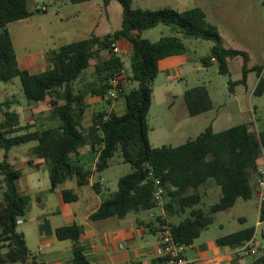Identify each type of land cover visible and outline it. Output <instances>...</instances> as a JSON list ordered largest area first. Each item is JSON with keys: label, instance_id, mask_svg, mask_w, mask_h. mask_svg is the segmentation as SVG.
Segmentation results:
<instances>
[{"label": "trees", "instance_id": "trees-1", "mask_svg": "<svg viewBox=\"0 0 264 264\" xmlns=\"http://www.w3.org/2000/svg\"><path fill=\"white\" fill-rule=\"evenodd\" d=\"M68 1L79 4L93 0ZM112 1L104 0V3L108 6ZM116 1L122 6L120 29L103 37L92 35L66 44L51 52L44 70L33 72L20 67L8 30L9 24L34 15V11L28 8L30 0H0V82L9 83L19 78L28 103H44L49 118L57 123L30 131V126L22 124L21 114L12 108L11 101H0V152L4 155L0 161V186H3L0 264H43L32 257L24 234L18 230V221L29 211L31 197L20 191L18 182L23 173L9 161L13 148L31 142L35 145L29 156L43 160L52 192L70 181H76L78 187L89 185L92 175L110 168L111 160L121 152L131 171L119 179L117 191L103 200L90 219H124L132 213L156 210L160 205L154 200V193L159 187L165 197V216L158 215L156 220L170 227L174 240L187 247L213 224L217 213L234 207L239 199L257 198L252 177L258 171L264 133L258 137L253 122L221 132H214L209 126L195 139L180 146H152L148 114L154 96L153 83L160 74V62L185 54L187 47L177 35L153 42L144 38L143 33L165 25L184 38L211 41L210 54L202 58V64L208 67L215 60L221 74L229 73L231 59L242 56L243 79L237 83H246L248 73L256 71L259 80L254 94L259 96L264 95L262 68H249L246 52L225 48L218 28L207 21L201 8L183 12L169 7L142 9L136 8L133 0ZM40 11L36 9V12ZM114 42H127L131 46L130 73L122 90L125 111L121 115L105 110L94 111L91 124L84 127L83 122L91 108L89 96L110 99L111 80L124 69L121 55L113 53L110 48ZM103 52L107 55L103 56ZM92 66L91 80L77 85ZM184 100L190 116L213 109L205 85L187 89ZM86 147L97 154L94 172L87 170L79 160L81 150ZM210 181L220 187L221 196L218 202L204 210L199 207L203 200L199 190ZM92 186L97 193L100 192L99 182ZM61 194L66 203L79 199L72 189H65ZM174 216L182 219L178 223L167 221ZM260 220L264 221V204ZM148 228L152 232L156 230L152 224ZM82 234L83 227L77 223L56 229L59 240L73 242L74 258L69 264H92L80 243ZM254 235L255 228H247L221 237L217 243L239 247L252 241ZM160 263H166V259L161 257Z\"/></svg>", "mask_w": 264, "mask_h": 264}, {"label": "rangeland", "instance_id": "rangeland-1", "mask_svg": "<svg viewBox=\"0 0 264 264\" xmlns=\"http://www.w3.org/2000/svg\"><path fill=\"white\" fill-rule=\"evenodd\" d=\"M133 3L136 8L142 9L169 7L179 12L197 7L203 9L207 21L218 28L225 48L246 52L249 56L248 67H261L264 77V0H133ZM43 7H46L47 11H42ZM28 8L34 11L31 20L8 25L20 64L28 58L35 59L44 56L45 53L51 54L66 44L84 40L92 34L103 37L120 29L122 24V6L116 0L108 6L104 0L79 4H73L68 0L58 2L30 0ZM37 8L41 11L36 12ZM173 35L181 38L187 51L184 56L178 58L177 65L161 72L153 83L154 97L148 114L152 146L156 148L164 145L180 146L195 139L209 126H212L214 132H221L236 125L253 122L257 134L264 133V95L254 94L259 80L258 73L250 71L246 83L239 84L237 82L243 79L242 56L231 59L229 73L221 74L217 62L208 67L202 64V58L210 54L213 46L211 41L184 38L165 25H159L143 33L144 38L153 42ZM102 55L107 54L103 52ZM121 57L128 76L130 52L126 45H123ZM40 69L44 70L45 65L43 69L37 67L32 71ZM92 71L93 66L82 75L77 85L81 86L91 80ZM199 85L207 87L213 109L197 116H190L184 93L187 89ZM7 99L11 101L12 108L21 114L22 124L30 126V131L57 124L49 118L44 103H28L19 78L9 83H0V101ZM122 99V94L116 101L89 96L91 108L83 122L84 127L91 124L94 111L121 112L124 108ZM33 145L35 142L13 148L9 155L10 162L24 171L26 167L22 162L26 161L25 155H29ZM79 155V160L86 169L94 172L97 154L92 152L90 147H86ZM0 159H3V152H0ZM130 171L131 166L124 163L121 152H117L111 160L110 168L104 174L110 179V186L117 190L118 180ZM37 175L38 178L31 183V192L43 190L50 184L47 171L42 170ZM87 190L90 191L89 188ZM199 191L203 196L199 207L204 210L218 202L221 196L220 187L213 181L201 187ZM164 202L163 193L160 206L156 209L159 214ZM257 203L256 197L247 201L239 199L234 207L217 213L213 224L201 234L195 245H204L203 247L208 248L220 237L235 233L244 227H253L256 230L254 249L257 254L247 256L245 260L251 263L264 259V222L259 223ZM36 211L37 208L30 209L32 214ZM241 216L246 218L245 222L239 220ZM21 227L19 225V230ZM189 254L193 255L194 252L190 250Z\"/></svg>", "mask_w": 264, "mask_h": 264}, {"label": "crops", "instance_id": "crops-1", "mask_svg": "<svg viewBox=\"0 0 264 264\" xmlns=\"http://www.w3.org/2000/svg\"><path fill=\"white\" fill-rule=\"evenodd\" d=\"M31 18L29 19L31 20ZM121 45L122 49L123 45H126L131 53L129 43L125 42ZM49 55L50 53H45L44 56H39L35 59L28 58L22 64L19 62V65L22 69L30 71L37 67L43 69ZM184 55H175L162 60L159 65L160 73L168 71L177 65L178 58ZM214 62L216 61L213 60ZM40 71L42 70L40 69ZM122 100L124 101L122 108H124L121 112H116L119 115L125 111L124 97ZM257 135L259 137L260 134ZM25 156L26 161L22 162V164L26 169L24 171L20 169L23 176L20 178L18 186L22 193L31 197V203L26 216L18 221V230L19 225H21L22 227L19 231L24 234L32 257L43 262V264H69L74 258L73 242L71 240H59L56 236V229L77 223L83 227L80 243L84 246L85 254L92 264H161L160 232L162 227L167 225H161L156 218L158 215L165 216L163 207L160 214L158 211L152 210L137 214L132 213L124 219L111 217L102 220H91L90 216L98 210L103 200L117 191L110 186V179L104 174L106 170L99 175L93 174L90 184L87 186L78 187L76 181H70L53 192L50 191V184L43 190L31 192V183L38 178L37 174L42 170H47L44 167L43 160L31 158L28 154ZM2 160L0 159V161ZM30 160H32V165H30ZM11 164L17 168L16 164ZM256 180L257 174L252 177L254 186L256 185ZM96 182L100 184L99 193L92 186ZM2 188H0V202L3 198ZM65 189L74 190L79 196L78 201L74 203L64 202L61 193ZM73 205L75 207H72ZM32 207L38 209L34 214L30 213ZM260 214L261 211L259 209V220ZM181 219V217L174 216L167 221L178 223ZM239 220L245 222L246 218L241 216ZM260 222L264 221L260 220ZM149 224L153 225V228L156 229L154 230L155 232L150 231V228H148ZM247 228L244 227L239 231ZM217 240L211 243V247L209 246L208 248L203 247L204 245H195L194 242L186 248L185 256L194 264H264V259L254 260L251 263L245 260L247 256L257 254L254 249L255 235L252 241L245 244V246L248 245V250L246 251L241 249L244 245L239 247L219 245ZM190 250L192 253L194 252L193 255L189 254Z\"/></svg>", "mask_w": 264, "mask_h": 264}, {"label": "built area", "instance_id": "built-area-1", "mask_svg": "<svg viewBox=\"0 0 264 264\" xmlns=\"http://www.w3.org/2000/svg\"><path fill=\"white\" fill-rule=\"evenodd\" d=\"M42 11H46V7L42 8ZM111 50L117 55L122 53V45L118 42H114L111 45ZM128 76L125 73V68L115 75L111 80L112 89L108 94V97L112 100H118L122 94L123 85L126 83ZM257 200L259 209L261 211L264 204V144L261 145V152L257 171L256 180ZM163 195V190L157 188L154 193V200L160 204ZM160 247L161 257L166 259V264H194L185 256L187 246L178 244L171 233L170 227L163 226L160 232ZM242 250H248V245L241 247Z\"/></svg>", "mask_w": 264, "mask_h": 264}]
</instances>
